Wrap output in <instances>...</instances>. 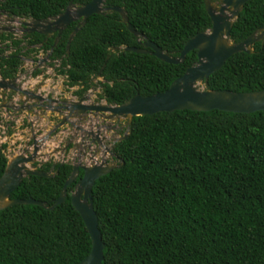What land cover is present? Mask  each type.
Returning <instances> with one entry per match:
<instances>
[{
	"label": "trees",
	"instance_id": "trees-1",
	"mask_svg": "<svg viewBox=\"0 0 264 264\" xmlns=\"http://www.w3.org/2000/svg\"><path fill=\"white\" fill-rule=\"evenodd\" d=\"M0 1V8L11 14L43 19L64 12L70 1L91 0ZM114 5L124 7L132 26L173 56L211 27L204 0L106 1ZM262 25L264 0H249L233 24L232 41H242ZM75 26L63 31L54 49L52 59L63 57L57 71L67 85L80 87L78 95L97 79L100 97L110 104H122L137 92L164 91L198 60L197 50L173 64L118 49L139 44L117 12L91 15L67 53ZM28 37L32 45L44 38L39 33ZM0 40H11L16 48L9 56L0 48V75L14 78L23 63L17 55L25 46L12 34ZM206 87L263 90L264 43H255L253 53L231 56ZM6 148L0 145V176L8 161ZM113 151L124 164L97 179L92 189L105 243L102 264H264V110L186 109L136 116L128 138L116 142ZM52 163H44L42 170L49 171ZM72 169V163L64 162L52 177L30 175L11 197L51 205ZM76 182L53 209L15 204L0 210V264H78L89 254L90 233L71 203Z\"/></svg>",
	"mask_w": 264,
	"mask_h": 264
},
{
	"label": "water",
	"instance_id": "water-1",
	"mask_svg": "<svg viewBox=\"0 0 264 264\" xmlns=\"http://www.w3.org/2000/svg\"><path fill=\"white\" fill-rule=\"evenodd\" d=\"M107 0H91L85 5L76 6L70 1L66 10L56 16L45 19L23 20L22 31L28 33L38 32L45 35L44 42L48 41L51 33L57 32V37L50 52L38 61V67L46 66L50 62V56L56 46L58 39L64 29L70 23L80 20L74 32L70 35L67 43V51L70 50L71 42L77 32L87 23L88 18L93 14H107L108 12H117L121 15L122 22L127 29L133 33L138 40L137 46H124L118 49L133 51L136 53L152 54L160 60L179 64L185 61L187 54L192 50H197L198 60L192 64L184 74L176 78L171 85L164 91L152 95H141L137 92L129 100L122 104L88 103L86 95L70 104L61 103L53 105L52 98H47L40 92H33L26 89L22 84L18 85L20 75L13 79H6L0 75V95L4 99L8 90L25 96L27 101H35L27 107L21 105L19 109L37 108L61 112L64 115L60 117L59 122L50 130L41 141L47 140L57 129L65 124L72 123V118L86 119L87 114L93 116H102L103 119L121 122L127 121V131L122 137L115 140V143L127 139L131 129V123L134 117L142 115H151L158 112H174L177 110L193 111H211L214 109L234 113H253L264 110V89L256 91H232L229 89L212 90L207 89L209 77L216 71L220 70L226 61L239 52L253 53L255 43L262 41L264 43V25L253 31L250 35L238 43H234L231 38V31L235 20L243 10L249 0H204L205 9L211 20V27L205 31L198 32L191 37L184 45L179 56H173L166 52L157 43L147 38V36L138 31L129 21L127 12L124 7L114 5L104 7ZM1 14H7L4 10ZM9 21L16 22V17H8ZM1 27V26H0ZM5 30V29H3ZM14 31L7 29V31ZM34 61V60H33ZM103 68L99 72L101 75ZM40 73L39 75H42ZM203 83L205 88L198 87ZM2 90V91H1ZM11 100V99H10ZM24 102V101H23ZM4 106V105H3ZM7 108L17 109L15 105H7ZM17 109V110H19ZM79 130H83L78 126ZM87 132L96 138L101 145H104V139L100 138V130L97 133ZM39 140L33 138V149L29 154L20 153L14 155L7 161L4 173L0 176V210L11 207L15 204H33L53 209L55 206L63 203L67 197V188L74 184L71 191V203L80 213L85 225L90 233L92 247L89 254L78 264H102L104 260L105 243L99 228V220L93 205L92 189L97 179L106 175L115 168L121 167L124 161L120 159L113 149L105 146L115 163L96 162L94 164H83L80 160L72 164L73 169L70 176L64 183L60 195L51 205L47 202L29 197L27 199L12 198L11 194L16 190L22 181L30 176L37 175L43 177L54 176L56 165L53 162L49 171H44L40 167L44 162L36 165L41 145ZM61 162L60 164H63ZM82 176H80V172Z\"/></svg>",
	"mask_w": 264,
	"mask_h": 264
},
{
	"label": "rangeland",
	"instance_id": "rangeland-1",
	"mask_svg": "<svg viewBox=\"0 0 264 264\" xmlns=\"http://www.w3.org/2000/svg\"><path fill=\"white\" fill-rule=\"evenodd\" d=\"M1 17L3 25L6 20L4 16ZM6 23L8 24V22ZM16 35H21V33L18 32ZM33 67V64L25 66V71L20 74V79L17 82L18 85L22 84L24 88L33 92H40L45 97L49 93L52 98H67L69 102L76 101L78 97L74 95V91L78 90V87L69 88L66 85V77L64 75L57 73L53 67H45L42 75L30 78ZM94 81V86L89 93V99L91 102H106L99 99L102 90L97 83L98 80L95 79ZM198 87L201 89L205 88L203 83H199ZM5 95L4 99L0 95V145L7 144L5 149L7 156L12 158L20 153L29 154L33 149V138L35 137L39 140L38 144L41 145L40 156L36 165L39 162L46 163L49 161L74 164L80 160L84 165L104 160L110 163L116 162L106 152L105 146H110L113 149L115 140L122 137L127 131L126 120L121 121L123 123L115 127L114 131H108L112 129L111 127L116 121L109 120L104 122V119L99 120L93 117H87L86 119L72 118V123L63 125L47 140L41 141L64 114L40 107L19 109L21 105L27 107L35 103V101H27L25 96L10 90ZM12 104L19 110L6 107ZM98 125H100L99 135L106 137L103 141L105 146L98 142L94 143L92 135L87 132V130L95 131V126ZM104 125H106L107 129L104 128ZM78 126L82 127L83 130H79Z\"/></svg>",
	"mask_w": 264,
	"mask_h": 264
},
{
	"label": "flooded vegetation",
	"instance_id": "flooded-vegetation-1",
	"mask_svg": "<svg viewBox=\"0 0 264 264\" xmlns=\"http://www.w3.org/2000/svg\"><path fill=\"white\" fill-rule=\"evenodd\" d=\"M1 2V1H0ZM73 2V1H72ZM70 4V3H69ZM73 4L74 5H76V6H79V5H85V4H82V3H79V2H76V3H74L73 2ZM104 7H110V6H106V3H104V5H103ZM1 10H4L7 14H1L0 15V36L2 35V34H6V35H8V34H12L13 36H14V38H16V39H21L22 40V43L19 45L20 47H23V46H25V48H23L24 50H22V52L20 53V54H18L17 56L18 57H20L21 59H22V61H23V63H22V65L20 66V70H19V72L17 73V75L15 76V77H17L18 75H20L22 72H24L25 70H24V68H25V66L28 64H33L34 65V67H33V70H32V72H31V74H30V78H34V77H37L40 73H43V71H44V68L45 67H53V68H55V71L57 72V73H59L57 70H58V68L61 66V62H62V58H60V59H52V55H53V52H54V49L56 48V46H57V44L59 43V41H60V39H61V36H62V33H63V31L64 30H66L72 23H70L68 26H67V28L66 29H64L63 31H62V33H61V35H60V38L58 39V42H57V44H56V46L54 47V49H53V52H52V54H51V56H50V62H48L47 63V65L46 66H43V67H38V61H39V59L40 58H43V57H45L49 52H50V50H51V48H52V46H53V44H54V41H55V39H56V37H57V32H55V33H51V35H50V38L48 39V41H46V42H44V40H45V35H43V34H41L44 38H43V40L40 42V43H37V44H34V45H32V44H29L28 43V41H29V35L30 34H34V33H28V32H25V31H22V29H23V26H22V24H21V21H23V20H30V19H34V18H27V17H20V16H18V15H15V14H11L10 12H8L7 10H5V9H3V8H0V11ZM108 13H111V12H108ZM107 13V14H108ZM104 15H106V14H104ZM1 16H4V18H5V23H3V25H2V17ZM8 17H16L17 19H16V22H11V21H9V18ZM50 17H53V16H50ZM50 17H47V18H50ZM43 19H45V18H43ZM6 22H8V24L6 23ZM76 22V26L72 29V31L70 32V35L72 34V32H74V30H75V28L77 27V25H78V23L80 22V20H77V21H75ZM74 23V22H73ZM3 29H5V30H3ZM7 29H13L14 31H7ZM80 31V30H79ZM78 31V32H79ZM18 32H20L21 33V35H16V33H18ZM77 32V33H78ZM35 33H38V32H35ZM40 34V33H39ZM70 35H69V39H70ZM53 40V42L51 43V45H50V47L48 48V49H44V46L46 45V44H48L49 43V41L50 40ZM69 39H68V41H69ZM73 41V40H72ZM138 41V40H137ZM12 41L11 40H4V41H2V40H0V48H5V52H4V55L5 56H9V55H12L13 53H14V51H16V48H14L13 47V45H12ZM6 46V47H5ZM18 46V47H19ZM31 49H34V51H32V52H29V56H26V55H24L23 53L25 52V51H27V50H31ZM69 52H70V50H69ZM68 51H67V53H69ZM41 54V55H40ZM42 56V57H41ZM34 60V61H33ZM38 70V72H39V74L37 75V76H34L33 75V73H34V71H37ZM60 74V73H59ZM65 76V75H64ZM14 77V78H15ZM66 77V76H65ZM10 79H13V78H10ZM65 81H67V79H65ZM95 82V81H94ZM67 85V84H66ZM69 88H75V87H78V89L80 88L79 86H73V87H71V86H69V85H67ZM93 87V86H92ZM92 87L91 88H89L88 90H85L83 93H82V95H78V94H76V91H74V95L76 96V97H78L77 99H76V101L78 100V99H80L82 96H84V95H86V97H87V102L88 103H91V104H94V103H98V102H91V100L89 99V93H90V90L92 89ZM100 88H101V86H99ZM102 92V91H101ZM101 94V93H100ZM46 97L47 98H52L51 97V95L48 93V94H46ZM52 99H54L55 101H53V105H60L61 103H63L64 105L65 104H70V103H72V102H69L68 100H67V98L66 99H57V98H52ZM99 99H101V100H105L104 98H101L100 97V95H99ZM106 101V100H105ZM107 102V101H106ZM102 103V102H101ZM87 117H93L94 119H103L101 116H98V117H95V116H93L91 113H89V114H87V116H86V118ZM81 119V118H80ZM85 119V118H84ZM107 121H109V120H106V119H104V122H107ZM123 122H118V121H116L113 125H112V129L111 130H108V131H114L113 129L115 128V127H118L120 124H122ZM94 128V127H93ZM104 128L105 129H107L106 128V125H104ZM116 129V128H115ZM95 131H90L89 130V132H91V133H97V130L99 131L100 130V125H98V126H95V129H94ZM92 137V140L94 141V143H99V141L96 139V138H93V136H91ZM100 138L101 139H103V138H106V137H102V135H100ZM106 153V152H105ZM43 166V165H42ZM41 166V167H42ZM40 167V168H41ZM42 169V168H41Z\"/></svg>",
	"mask_w": 264,
	"mask_h": 264
},
{
	"label": "bare ground",
	"instance_id": "bare-ground-1",
	"mask_svg": "<svg viewBox=\"0 0 264 264\" xmlns=\"http://www.w3.org/2000/svg\"><path fill=\"white\" fill-rule=\"evenodd\" d=\"M13 157H14V156H13ZM13 157H12V158H13ZM12 158L9 156V159H12Z\"/></svg>",
	"mask_w": 264,
	"mask_h": 264
}]
</instances>
